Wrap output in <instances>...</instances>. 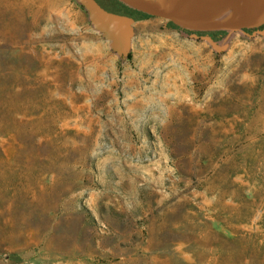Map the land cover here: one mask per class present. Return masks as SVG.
I'll return each mask as SVG.
<instances>
[{
  "label": "rangeland",
  "instance_id": "1",
  "mask_svg": "<svg viewBox=\"0 0 264 264\" xmlns=\"http://www.w3.org/2000/svg\"><path fill=\"white\" fill-rule=\"evenodd\" d=\"M134 17L0 0V264H264L263 38Z\"/></svg>",
  "mask_w": 264,
  "mask_h": 264
},
{
  "label": "water",
  "instance_id": "2",
  "mask_svg": "<svg viewBox=\"0 0 264 264\" xmlns=\"http://www.w3.org/2000/svg\"><path fill=\"white\" fill-rule=\"evenodd\" d=\"M87 11L92 27L113 53L129 58L135 36V18L110 11L98 0H77ZM126 6L194 32L256 30L264 41V0H118ZM218 9V10H217ZM233 11L226 15L224 12Z\"/></svg>",
  "mask_w": 264,
  "mask_h": 264
},
{
  "label": "trees",
  "instance_id": "3",
  "mask_svg": "<svg viewBox=\"0 0 264 264\" xmlns=\"http://www.w3.org/2000/svg\"><path fill=\"white\" fill-rule=\"evenodd\" d=\"M98 2L103 7H105L106 9H108L110 11H113V12L130 15L132 17H134L135 13L143 15V16H147V17L149 16V15H147L145 13L138 12V11L126 6L125 4L121 3L118 0H98Z\"/></svg>",
  "mask_w": 264,
  "mask_h": 264
},
{
  "label": "bare ground",
  "instance_id": "4",
  "mask_svg": "<svg viewBox=\"0 0 264 264\" xmlns=\"http://www.w3.org/2000/svg\"><path fill=\"white\" fill-rule=\"evenodd\" d=\"M155 1H157V0H155ZM157 2H159V1H157ZM159 3H161V4H163L162 2H159ZM224 13H226V15H231V14H233V11H230V12H224Z\"/></svg>",
  "mask_w": 264,
  "mask_h": 264
}]
</instances>
